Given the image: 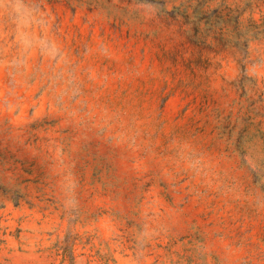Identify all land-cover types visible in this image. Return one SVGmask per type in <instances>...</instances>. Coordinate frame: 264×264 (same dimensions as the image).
Returning <instances> with one entry per match:
<instances>
[{
    "label": "rangeland",
    "instance_id": "1",
    "mask_svg": "<svg viewBox=\"0 0 264 264\" xmlns=\"http://www.w3.org/2000/svg\"><path fill=\"white\" fill-rule=\"evenodd\" d=\"M0 264H264V0H0Z\"/></svg>",
    "mask_w": 264,
    "mask_h": 264
}]
</instances>
